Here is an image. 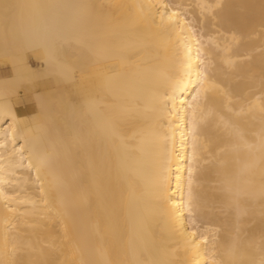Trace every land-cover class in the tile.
I'll use <instances>...</instances> for the list:
<instances>
[{"label": "bare ground", "instance_id": "1", "mask_svg": "<svg viewBox=\"0 0 264 264\" xmlns=\"http://www.w3.org/2000/svg\"><path fill=\"white\" fill-rule=\"evenodd\" d=\"M0 264H264V0H0Z\"/></svg>", "mask_w": 264, "mask_h": 264}, {"label": "rangeland", "instance_id": "2", "mask_svg": "<svg viewBox=\"0 0 264 264\" xmlns=\"http://www.w3.org/2000/svg\"><path fill=\"white\" fill-rule=\"evenodd\" d=\"M31 63H33V61H31Z\"/></svg>", "mask_w": 264, "mask_h": 264}]
</instances>
